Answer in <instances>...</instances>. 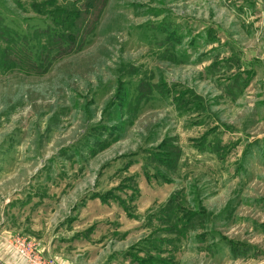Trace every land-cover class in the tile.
I'll return each instance as SVG.
<instances>
[{"label":"rangeland","instance_id":"rangeland-1","mask_svg":"<svg viewBox=\"0 0 264 264\" xmlns=\"http://www.w3.org/2000/svg\"><path fill=\"white\" fill-rule=\"evenodd\" d=\"M30 194L77 264H262L264 0H0V220Z\"/></svg>","mask_w":264,"mask_h":264},{"label":"crops","instance_id":"crops-1","mask_svg":"<svg viewBox=\"0 0 264 264\" xmlns=\"http://www.w3.org/2000/svg\"><path fill=\"white\" fill-rule=\"evenodd\" d=\"M35 196L37 195L30 194L26 200L9 198L6 201L0 220V264H26L24 260L20 259L16 248L11 243V239L16 236L27 238L35 243L37 248L41 252L44 251L43 254L46 253L56 264H77L76 259L70 258L71 255L67 249L59 248L50 239L45 238L44 229L49 228L50 225L48 222L46 225L42 222L41 225L35 221V214H39L37 208L41 205V202L33 203L32 199ZM42 218H44L43 215ZM82 235L78 240L81 237H86L83 241L88 243L93 241L89 239V234ZM77 255L81 256V253H77Z\"/></svg>","mask_w":264,"mask_h":264},{"label":"built area","instance_id":"built-area-1","mask_svg":"<svg viewBox=\"0 0 264 264\" xmlns=\"http://www.w3.org/2000/svg\"><path fill=\"white\" fill-rule=\"evenodd\" d=\"M11 243L16 248L20 259L26 264H56L52 258L43 255L37 245L27 238L16 236L11 239Z\"/></svg>","mask_w":264,"mask_h":264},{"label":"trees","instance_id":"trees-1","mask_svg":"<svg viewBox=\"0 0 264 264\" xmlns=\"http://www.w3.org/2000/svg\"><path fill=\"white\" fill-rule=\"evenodd\" d=\"M75 35H76V36H79L78 32H76ZM56 41H57V39H54V37H53V39L50 38V39L48 40V42L53 43V46H54V43H55ZM59 43H60V41H59ZM185 226H186V224H185ZM185 228H186V227H185ZM143 264H150V263H149V260L146 259V263H143ZM163 264H168L167 261H166L165 259H163Z\"/></svg>","mask_w":264,"mask_h":264}]
</instances>
